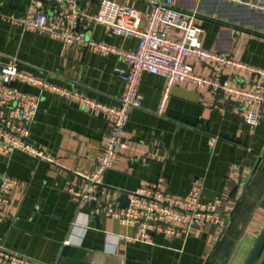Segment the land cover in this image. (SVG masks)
I'll return each instance as SVG.
<instances>
[{"label": "crops", "instance_id": "crops-1", "mask_svg": "<svg viewBox=\"0 0 264 264\" xmlns=\"http://www.w3.org/2000/svg\"><path fill=\"white\" fill-rule=\"evenodd\" d=\"M102 1L0 0V8L17 15L45 12L59 24L75 11L81 14L75 29L86 38L136 48L137 39L115 36L82 17L97 14ZM112 1L137 11L142 25L151 10L148 0ZM178 6L198 12L205 49L264 68V0H179ZM169 34L181 37L178 30ZM0 53L17 58L29 74L112 105L119 104L123 74L129 70L116 56L78 49L2 18ZM187 63L198 74L216 76L192 58ZM252 79L259 80L241 75L239 83L252 89ZM165 87L161 75H143V107L131 113L125 129L128 147L105 173L101 203L87 206L69 190L81 184L76 172L96 168L112 118L18 84L21 91L39 96L29 141L53 162L20 151L0 152V173L18 181L1 211L0 245L41 264H214L221 256L223 264H245L264 228V119L249 126L231 111L224 94L187 82L170 89L159 114ZM144 185L181 198L200 192L206 202L218 203L219 220L194 226L186 237L155 234L154 244L144 243L138 226L106 215L110 207L127 208L129 203L121 200ZM233 234L239 235L234 239Z\"/></svg>", "mask_w": 264, "mask_h": 264}, {"label": "built area", "instance_id": "built-area-1", "mask_svg": "<svg viewBox=\"0 0 264 264\" xmlns=\"http://www.w3.org/2000/svg\"><path fill=\"white\" fill-rule=\"evenodd\" d=\"M178 1L148 0L151 10L143 25L137 11L112 0H103L100 11L95 15L82 14L89 21L105 26L115 36L137 39V47L129 50L105 41L86 38L85 34L75 29V22L81 17L75 11L59 24L45 12L30 10L24 15H17L4 13L0 8V18L5 22L57 38L78 49L116 56L129 67L123 74L125 88L119 104L112 105L29 74L19 67L17 58L0 53V152L20 151L53 162L52 158L29 141V127L37 112L39 96L25 93L12 86L13 83L53 92L76 103L92 115L112 118V129L96 168L90 173L76 172L81 178V184L78 189L69 190L78 198L80 205L101 203L105 173L114 166L119 151L128 147L124 135L130 115L143 107L140 87L145 73L161 75L166 80L159 114L164 111L169 100L170 89L178 83L187 82L200 90L224 94L234 114L247 125L258 126L264 119V68H255L227 54L205 49L202 45L204 29L196 23L198 12L180 8ZM173 29L181 32L179 39L170 36ZM188 58L212 70L216 76L196 73L195 67L187 63ZM241 75L257 77L259 80H250L253 88L249 89L239 83ZM17 184L15 178L0 173V222L1 211L9 204ZM117 196L116 192L115 197ZM217 207V202H206L197 191H191L186 198H181L164 192L155 185H144L130 193L127 208L120 210L110 207L106 215L138 226L140 240L154 244L152 236L155 234L186 237L196 225L217 222ZM0 264L41 263L0 245Z\"/></svg>", "mask_w": 264, "mask_h": 264}, {"label": "water", "instance_id": "water-1", "mask_svg": "<svg viewBox=\"0 0 264 264\" xmlns=\"http://www.w3.org/2000/svg\"><path fill=\"white\" fill-rule=\"evenodd\" d=\"M12 86L18 87V84L13 83ZM125 200L127 203H129V197L128 196L126 198L124 197V199H122L121 201H125ZM263 253H264V228H263L261 234L259 235V237L255 243V246L252 249V251H251V253H250L245 264H257L258 261L261 259ZM262 264H264V261Z\"/></svg>", "mask_w": 264, "mask_h": 264}, {"label": "rangeland", "instance_id": "rangeland-1", "mask_svg": "<svg viewBox=\"0 0 264 264\" xmlns=\"http://www.w3.org/2000/svg\"><path fill=\"white\" fill-rule=\"evenodd\" d=\"M237 235H239V234H236L235 236H234V234H233V238L235 239V237H236ZM263 260H264V254H263V256L261 257V259L258 261L257 264H262V263H263ZM223 262H224V258L221 256L218 260H216V262H215L214 264H223Z\"/></svg>", "mask_w": 264, "mask_h": 264}]
</instances>
